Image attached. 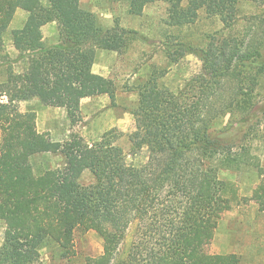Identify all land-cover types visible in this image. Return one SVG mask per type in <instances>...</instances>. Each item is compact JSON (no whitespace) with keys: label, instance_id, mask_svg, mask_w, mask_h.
Segmentation results:
<instances>
[{"label":"trees","instance_id":"trees-1","mask_svg":"<svg viewBox=\"0 0 264 264\" xmlns=\"http://www.w3.org/2000/svg\"><path fill=\"white\" fill-rule=\"evenodd\" d=\"M127 1L130 13L141 15L156 0ZM251 1L170 0L171 26L192 24L204 10L227 32L203 47L175 44L179 55L192 53L202 63L176 92L158 82L163 72L155 70L133 87L138 104L131 149L148 153L135 165L109 132L92 143L75 133L51 141L38 131L36 113L21 111L19 102L39 97L77 123L84 98L114 96L113 81L93 70L97 50L120 53L138 32L104 27L80 0H0V35L18 9L28 13L12 30V45L26 66L8 71L0 83V264L32 263L46 241L68 252L79 230H93L103 241L102 252L85 264L240 262L238 254L211 253L207 245L221 214L240 199L220 170L256 171L258 186L242 200H253L264 213V167L245 137L264 117V38L231 33L242 4ZM51 21L58 41L46 45L42 27ZM223 116L228 123L211 130ZM42 152L62 153L64 167L35 175L30 157ZM84 171L94 176L92 183L79 182Z\"/></svg>","mask_w":264,"mask_h":264},{"label":"rangeland","instance_id":"rangeland-1","mask_svg":"<svg viewBox=\"0 0 264 264\" xmlns=\"http://www.w3.org/2000/svg\"><path fill=\"white\" fill-rule=\"evenodd\" d=\"M80 4L104 27L118 25L138 32V38L120 53L105 49L96 52L93 70L113 81V98L108 94L84 98L80 104L81 119L77 123L70 122L64 108L46 105L39 97L19 102V109L34 111L38 131L51 141H65L75 133L92 143L109 132L114 143L122 148L128 163L142 164L148 153L146 149L133 153L129 138L135 129L132 111L138 104V94L133 87L155 70L163 72L158 82L176 92L200 72L202 63L192 53L179 55L175 44L183 42L203 47L213 35L225 33L227 29L218 17L210 16L204 10L199 11L192 24L171 26L168 21L170 0H156L146 5L141 15L130 13L127 0H80ZM27 15L26 11L18 9L7 30L0 35V83L6 80L8 71L20 72L26 66L12 45V30L21 27ZM231 33L239 37L256 35L264 38V0L243 3L240 18ZM42 39L46 45L57 43L58 25L55 21L42 27ZM228 120L229 116L218 118L211 130L221 129ZM246 135L264 167V117L253 129L247 130ZM30 163L34 174L41 175L49 169L63 168L65 157L59 152H42L32 155ZM217 175L235 184L240 199L221 214L207 251L236 253L240 256L238 264H264V213L253 200H242L243 197L249 198L258 186L256 171L220 170ZM93 181L94 176L89 171H84L79 178L83 185ZM4 228L5 224L0 220V246ZM130 240L131 232L126 245ZM102 247L103 241L98 233L79 230L75 232L68 252L53 241H46L37 260L30 264H85L86 258L99 255Z\"/></svg>","mask_w":264,"mask_h":264},{"label":"crops","instance_id":"crops-1","mask_svg":"<svg viewBox=\"0 0 264 264\" xmlns=\"http://www.w3.org/2000/svg\"><path fill=\"white\" fill-rule=\"evenodd\" d=\"M22 10V9H21Z\"/></svg>","mask_w":264,"mask_h":264}]
</instances>
